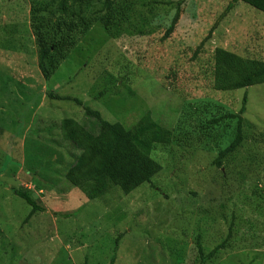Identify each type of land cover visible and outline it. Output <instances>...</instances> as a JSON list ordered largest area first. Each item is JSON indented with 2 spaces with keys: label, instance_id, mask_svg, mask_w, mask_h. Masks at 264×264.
Masks as SVG:
<instances>
[{
  "label": "rangeland",
  "instance_id": "obj_1",
  "mask_svg": "<svg viewBox=\"0 0 264 264\" xmlns=\"http://www.w3.org/2000/svg\"><path fill=\"white\" fill-rule=\"evenodd\" d=\"M32 1L0 0V264H110L114 254V264H183V252L188 255L192 251L198 236L202 247L214 248L225 238L226 225L207 219L202 203L208 201L206 194L215 197L221 190L230 198L241 185L238 171H244L252 185L264 173V85L248 90L242 115L246 138L228 163L225 179L209 166L227 146L235 121H227L224 130H216L221 136L219 146L209 139L196 142L201 135L196 122L208 121L209 112L193 99L210 93L203 72L215 48L222 47L238 56L236 50L245 56L264 58V14L242 3L228 9L230 0H187L174 34L165 43L159 42L162 31L154 24L149 39L122 37L117 41L119 49L112 48L117 54L112 58L106 55L104 65L96 71L87 65L92 64V57L103 56L100 50L107 44L103 43L98 22L104 10L94 3L83 13L89 16L91 29L77 36L66 62H61L45 82L36 58L30 57L36 51L30 27V8L35 5ZM160 1L174 5L179 0ZM140 4L136 8L142 13ZM157 7L148 10V15L154 21L159 18L156 22L165 26L174 12L166 5ZM215 24L216 30L201 54L191 60L192 52ZM79 29L83 27L79 25ZM170 70L175 73L176 87H169L164 79ZM119 77L127 79L128 87L121 83L112 87L115 96L105 84ZM101 91H105L103 97L92 98ZM48 92L77 98L104 118L128 126L150 111L160 126L180 134L178 142L157 150L155 160L162 165V172L151 184L128 195L112 191L101 202L87 201L75 188H71L70 195H61L56 189L64 184L63 176L76 152L62 140L58 121L43 112L54 107L49 114L55 117V109H74L79 122L85 123L91 133L96 134L98 128L93 121L85 120L71 101L48 100ZM243 92L210 93L209 97L225 105L221 115H235ZM16 99H20L18 104L14 103ZM193 108L203 112L195 113ZM180 142L187 145H178ZM196 143L201 152L192 148ZM55 173L62 181L59 184L55 183ZM221 181L223 187L218 185ZM14 189L34 193L44 212L24 224L30 207L13 193ZM255 204L261 208V222L264 205L259 200ZM212 209L210 204L211 214ZM216 213L221 214L218 209ZM240 219L235 223L238 235L230 244L233 248L213 264H264V245L257 242L255 225L251 222L252 228H245V218ZM262 230L264 224L257 229ZM256 244L259 249L252 248Z\"/></svg>",
  "mask_w": 264,
  "mask_h": 264
},
{
  "label": "trees",
  "instance_id": "obj_2",
  "mask_svg": "<svg viewBox=\"0 0 264 264\" xmlns=\"http://www.w3.org/2000/svg\"><path fill=\"white\" fill-rule=\"evenodd\" d=\"M33 1L32 4L35 5L30 8V27L36 51L34 55L32 53L31 56L28 54L32 58L31 60L36 58V67L45 82H48L62 63L66 62L67 54L77 43V36H83L91 29V24L87 23L89 16H85L86 14L83 16V13L86 9H91L90 7L94 3L99 4L104 10L98 22H100V32L104 37L103 43L107 44L106 47L102 46V50H100L103 56L92 57L89 61V64L90 62L92 64L87 65L88 68H94L96 71H100V68L104 65L103 61L106 55L112 58L114 54H117L112 50L113 47L118 46L117 41L122 40V37L127 39H133L134 37L143 39L146 37L149 39V36H152L153 31L151 33L150 31L154 24L156 29L162 31L159 42L165 43L174 34L181 12L185 10L183 7L185 8L187 5V0H179L174 5L173 2L165 3L160 0H141L145 4L143 2L140 4V1L137 3L136 0ZM237 3L245 4L264 14V0H230L227 5L228 9ZM137 4L141 5L142 13L138 12ZM158 5L169 6L174 12L173 18L165 26L163 23L156 22L159 18L154 21L148 15V10H154L155 7L158 8ZM216 24L192 52L191 60L196 59L201 54L204 45L216 30ZM79 25L83 27V30L79 29ZM25 32L26 30H24ZM12 38L14 36L8 37V39ZM9 46L11 44H7V47ZM236 52L239 53V56L222 47L215 48L205 63L203 74L209 83L210 93L224 95L237 90L244 91L237 114L221 115L220 111H224L225 105L213 101L212 98L210 99V93L201 98L193 99V103L201 105L205 112H209L208 121L201 122V120H198L196 122L197 131L201 134L198 141L195 140L196 142H206L209 139V142L219 146L221 136L216 130L220 128L224 130L227 121H235V130L231 133L230 136L232 137H230L227 146L218 152L209 166L212 171L216 170L218 177L222 179L227 177L226 168L228 163L234 159L246 138V134L243 132L245 121L242 119V115L245 113L248 90L254 86L264 85V58H261L260 55L245 56L246 54L237 50ZM93 74L95 73L93 72ZM94 76L96 77V75ZM174 77L173 70L168 71L165 75L164 79H166L169 87L175 86ZM118 83L123 84L126 88L128 87L127 79L122 77L105 84L108 85L112 95L117 96L112 91V87H117ZM37 89L40 90V84L37 85ZM101 93H105V91H101L98 96L92 95V98L103 97ZM45 94L48 100L71 101L76 109L83 112L85 120L93 121L98 128L96 134L91 133L84 126L85 123L79 122V116L73 111L74 109L69 111H66L67 109H62V111L55 109V117L52 114L50 117L49 114L52 113L54 107L43 112V114L49 116L48 118L58 121V132L62 140L69 143L76 152L75 158L63 176L64 184L56 189L61 195L68 192L70 195L71 188L81 192L87 201L101 202L102 198L109 196L112 191L128 195L142 185L151 184L152 179L162 172V165L155 160L157 150L168 148L178 142V135L180 134L173 132V129L160 126L151 117L150 111L142 114L136 122L128 126L117 120L110 121L108 116L107 119L104 118L100 112L92 110L77 98L58 97L53 92ZM19 100L16 99L14 103L18 104ZM192 110L195 113L203 112L199 108H193ZM213 111L216 113H213ZM181 144L185 143H178V145ZM192 148L196 152H201L198 143ZM43 161L41 160L40 163H43ZM42 166L45 167L44 164ZM54 175L56 177L55 183H61L62 181L58 179L57 173ZM238 176H240L239 182L241 185L237 193L232 192L234 194L231 193L229 198V193L218 190L215 197L213 194L207 193L208 201L202 202L207 210V214H205L207 219L214 223L220 222L226 225L225 238L214 248L207 249L202 247L200 244L201 236H198L193 244L192 251L188 255L185 251L183 252V264L216 263L221 254H226L228 250L233 248L230 244L233 242V238L238 235V225L235 223L240 222L242 220L240 218H245L244 223L248 224L245 228L251 229L252 223L253 227L255 225L256 238H259L257 242H262L264 245V230L257 231L258 227L264 224V220L259 221L258 218H262L260 215L261 208L255 204L256 200H259L264 205V173L258 176L257 183L253 185L246 180L244 171H238ZM221 182H223L222 185L220 183L218 185L223 187L225 183L224 181ZM13 191L17 197L30 207L24 224L36 214L44 212L42 207L36 203L34 193L24 189H14ZM244 192L245 194L242 195ZM209 196L213 200V203H210L213 204V214L209 213ZM216 209L221 212L220 215L216 213ZM257 246L260 248L258 244L253 245L252 248L259 249ZM182 248L185 249L184 246ZM115 260L116 255L114 254L111 257L110 264H114Z\"/></svg>",
  "mask_w": 264,
  "mask_h": 264
},
{
  "label": "clouds",
  "instance_id": "obj_3",
  "mask_svg": "<svg viewBox=\"0 0 264 264\" xmlns=\"http://www.w3.org/2000/svg\"><path fill=\"white\" fill-rule=\"evenodd\" d=\"M57 95V94H56ZM58 96V95H57ZM59 97V96H58Z\"/></svg>",
  "mask_w": 264,
  "mask_h": 264
}]
</instances>
